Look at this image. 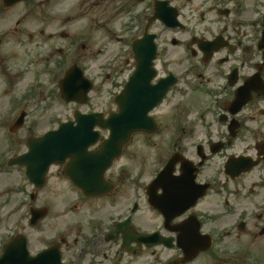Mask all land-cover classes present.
Instances as JSON below:
<instances>
[{"label":"flooded vegetation","instance_id":"flooded-vegetation-1","mask_svg":"<svg viewBox=\"0 0 264 264\" xmlns=\"http://www.w3.org/2000/svg\"><path fill=\"white\" fill-rule=\"evenodd\" d=\"M74 67L86 106L60 98ZM134 72L159 102L97 194L68 160L42 190L9 165L77 110L106 115L91 100ZM0 135V264H264V0H0Z\"/></svg>","mask_w":264,"mask_h":264},{"label":"water","instance_id":"water-1","mask_svg":"<svg viewBox=\"0 0 264 264\" xmlns=\"http://www.w3.org/2000/svg\"><path fill=\"white\" fill-rule=\"evenodd\" d=\"M66 89L64 95L68 94ZM110 136L104 141V152H108L109 158L116 156L122 145L130 137L129 133H123L118 130L116 124V116L110 118ZM98 125L99 120L94 116H83L77 119V125L64 124L60 126L57 132L47 133L44 136L30 142L29 153L24 156L27 161L28 168H39V186L42 184L43 177L50 164L63 162L66 157L72 154L84 151L86 145L95 142V135L92 128ZM21 158L19 159V161ZM22 160H24L22 158Z\"/></svg>","mask_w":264,"mask_h":264},{"label":"rangeland","instance_id":"rangeland-1","mask_svg":"<svg viewBox=\"0 0 264 264\" xmlns=\"http://www.w3.org/2000/svg\"><path fill=\"white\" fill-rule=\"evenodd\" d=\"M96 72L98 73V75H100V78L99 80H102L104 82V84H106L108 82V80H106L105 76L96 69ZM110 83H107V88H108V91L107 92H110ZM105 88H103L101 90V93H97L98 96H101V99L102 100H106L107 96L105 95L104 93ZM97 92L98 89H97ZM102 105H107L105 103H100L98 101H93L92 102V106L90 105L91 108H96V109H99V108H102L103 106ZM69 109H70V106H64L62 104H53V107L52 109H47V106L46 105H43V108L40 109V111H43V119H40L39 117V132H42L44 130H46L52 121H56L55 117H64L66 116L67 112H69ZM55 110H58V115H56L55 113L53 114L52 112H55ZM5 141L3 140L2 136L0 135V143H4ZM126 152H128L129 154H132L133 153V144L130 145ZM138 154L141 156V159H144L146 158V155H147V152H138ZM132 161V160H135V159H128L127 157H123L121 160L118 161L117 164L121 163V161ZM53 175L54 172H52ZM59 187V184L56 182L55 178L54 177H51L50 180H49V186L44 190L45 192H52L53 189L54 191L57 190V188Z\"/></svg>","mask_w":264,"mask_h":264}]
</instances>
